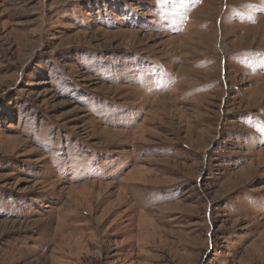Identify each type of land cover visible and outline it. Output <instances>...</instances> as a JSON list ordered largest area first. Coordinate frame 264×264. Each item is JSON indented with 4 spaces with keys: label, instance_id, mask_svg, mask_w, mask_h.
I'll return each instance as SVG.
<instances>
[{
    "label": "rangeland",
    "instance_id": "1",
    "mask_svg": "<svg viewBox=\"0 0 264 264\" xmlns=\"http://www.w3.org/2000/svg\"><path fill=\"white\" fill-rule=\"evenodd\" d=\"M0 264H264V0H0Z\"/></svg>",
    "mask_w": 264,
    "mask_h": 264
},
{
    "label": "snow or ice",
    "instance_id": "2",
    "mask_svg": "<svg viewBox=\"0 0 264 264\" xmlns=\"http://www.w3.org/2000/svg\"><path fill=\"white\" fill-rule=\"evenodd\" d=\"M157 2L159 3V2H160V0H157ZM168 2L170 3V2H172V0H168Z\"/></svg>",
    "mask_w": 264,
    "mask_h": 264
}]
</instances>
